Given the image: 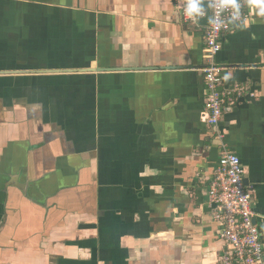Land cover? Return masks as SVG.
Listing matches in <instances>:
<instances>
[{"label":"crops","instance_id":"crops-1","mask_svg":"<svg viewBox=\"0 0 264 264\" xmlns=\"http://www.w3.org/2000/svg\"><path fill=\"white\" fill-rule=\"evenodd\" d=\"M224 34L202 120L208 25L174 0H0V264H219L208 188L226 148L264 249V14Z\"/></svg>","mask_w":264,"mask_h":264},{"label":"built area","instance_id":"built-area-1","mask_svg":"<svg viewBox=\"0 0 264 264\" xmlns=\"http://www.w3.org/2000/svg\"><path fill=\"white\" fill-rule=\"evenodd\" d=\"M204 1L210 3L211 20L205 33L206 62L201 68L207 92L202 120L216 129L217 137L222 139L218 126L224 112L236 104L247 90L239 83L228 87L223 85V66L217 56L222 49L223 35L246 26L250 13L245 0ZM174 2L181 8L183 20L188 23L198 25L200 18L206 15V11L201 8V14L188 17L185 14L188 0ZM245 175L240 157L224 148L208 188L211 217L221 226L220 235L226 243L219 264H264L263 244L252 208L255 190L246 185Z\"/></svg>","mask_w":264,"mask_h":264},{"label":"clouds","instance_id":"clouds-1","mask_svg":"<svg viewBox=\"0 0 264 264\" xmlns=\"http://www.w3.org/2000/svg\"><path fill=\"white\" fill-rule=\"evenodd\" d=\"M255 3L259 7V11L261 14H264V0H255ZM203 4V0H188L185 8V14L188 17H194L201 14V6ZM223 6V5H222ZM238 8L239 5H233Z\"/></svg>","mask_w":264,"mask_h":264},{"label":"water","instance_id":"water-1","mask_svg":"<svg viewBox=\"0 0 264 264\" xmlns=\"http://www.w3.org/2000/svg\"><path fill=\"white\" fill-rule=\"evenodd\" d=\"M202 9L206 11V15L204 17H201L199 20V23L202 25H209L210 20H211V8H210V3L207 1H204L202 6ZM246 185H248L247 180L245 179Z\"/></svg>","mask_w":264,"mask_h":264}]
</instances>
